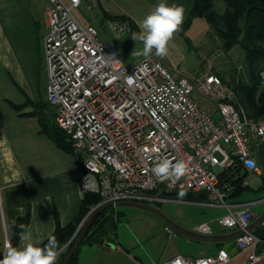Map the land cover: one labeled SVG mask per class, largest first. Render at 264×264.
I'll return each instance as SVG.
<instances>
[{
  "label": "built area",
  "instance_id": "1",
  "mask_svg": "<svg viewBox=\"0 0 264 264\" xmlns=\"http://www.w3.org/2000/svg\"><path fill=\"white\" fill-rule=\"evenodd\" d=\"M82 1L89 8L98 6L97 0H49L44 56L47 100L54 107L55 123L71 140L81 170L76 186L81 196L86 192L100 196L89 211L118 200L152 204L162 200L165 190L205 192L227 207L218 224L243 231L234 243L249 251L245 264H264V240L246 230L255 217L251 203L231 209L226 196L233 186L222 188L218 177L234 163L258 169L253 147L256 140H264V116L248 117L234 89L216 73L190 77L155 55L127 70L115 42L101 41L93 25H83L72 13ZM108 26L116 35L128 29L127 22L119 19H108ZM128 76L136 81L131 87ZM165 158L185 161L189 172L176 183L158 180L151 169ZM195 231L212 233L207 223ZM8 245L5 238L4 256ZM230 260L228 250L219 247L210 255L176 254L157 264H229Z\"/></svg>",
  "mask_w": 264,
  "mask_h": 264
},
{
  "label": "crops",
  "instance_id": "2",
  "mask_svg": "<svg viewBox=\"0 0 264 264\" xmlns=\"http://www.w3.org/2000/svg\"><path fill=\"white\" fill-rule=\"evenodd\" d=\"M110 2L120 6L137 4L140 7L143 0H97L101 11L103 9L110 15H125L135 21L137 14L131 13L130 9L120 7V14L110 13L107 5ZM46 8L45 0H0L1 260L4 258V240L12 238L18 217L29 212L23 232L30 233L32 241L43 242L52 234L57 221L63 226L76 218L82 198L76 186L81 170L74 154L58 148L40 132L37 118L27 114L29 106L19 110L11 105L24 103L30 98L27 93H33L32 86L40 78L42 63L47 74L44 56V37L48 32ZM142 9L144 11L146 8ZM17 92L22 94L24 100L21 101L22 97L18 96L20 102L12 101L13 94L17 96ZM32 98L29 100L44 102ZM253 159L258 165L257 170L234 164V176L242 177L241 190L234 195L227 194L226 201L231 209H239L245 203H251L255 212L254 220L259 214L253 206L260 205L264 210V140L255 141ZM196 194L197 197L187 200L208 212L214 211L215 216L210 217L209 221L217 222L227 212L226 206L216 204L205 192ZM201 223L208 224L207 221ZM225 232L229 230L225 229ZM212 234L219 233H214L212 229ZM24 243L19 237L16 247H22ZM221 244L219 247H223ZM78 252L76 264H82L84 260ZM228 252L231 255L230 262L243 254L240 264L246 263L248 250L236 248Z\"/></svg>",
  "mask_w": 264,
  "mask_h": 264
},
{
  "label": "rangeland",
  "instance_id": "3",
  "mask_svg": "<svg viewBox=\"0 0 264 264\" xmlns=\"http://www.w3.org/2000/svg\"><path fill=\"white\" fill-rule=\"evenodd\" d=\"M47 6L49 0H45ZM168 4L182 5L185 9V18L188 15L192 0H166ZM159 0H143L140 7L136 5H118L110 2L108 9L110 13H121L119 9H130L131 13L137 14L135 21L136 29L128 26L119 35H116L108 26V19L102 16L99 6L89 8L85 1L72 8V13L83 25H93L101 41L113 40L118 49V58L123 66L129 70L138 64L144 56L132 55L134 49L139 50L142 44L131 39L133 32H138L139 22L149 13ZM214 8L219 13L225 10V3L222 0L213 1ZM142 8H146L144 11ZM143 11V12H142ZM185 20V19H184ZM169 54L161 58L175 72L190 77H199L207 72L219 73L228 85L247 80V63L245 52L239 44L230 48L222 47L220 37L211 28L209 23L196 17L187 26L177 33L169 45ZM47 74L44 63L41 65L40 78L35 80L32 86L33 93L28 91L29 99L34 98L46 100L47 98ZM13 94L12 101L20 102L24 97L20 93ZM19 97H22L20 100ZM17 97V98H16ZM201 102L206 106L209 101L202 98ZM47 105V114L52 115L51 108ZM159 202H152L153 205L180 226L195 231L196 227L203 221H207L214 233H223V226L214 221H209L215 216L214 211L190 203V201L178 198L161 197ZM113 212H119V219L116 226V238L106 239L103 244H81L78 255L84 260L82 264H156L158 261L174 255L181 254L187 258L206 256L215 253L220 246L216 242L196 240L182 235L167 226L155 214L135 206L119 205L112 207ZM260 214V205L253 206ZM121 212V213H120ZM82 220V219H81ZM168 227L170 232L167 230ZM221 246L226 250L236 249L234 238L222 241ZM4 249V248H3ZM243 254L238 255L229 264H240Z\"/></svg>",
  "mask_w": 264,
  "mask_h": 264
},
{
  "label": "trees",
  "instance_id": "4",
  "mask_svg": "<svg viewBox=\"0 0 264 264\" xmlns=\"http://www.w3.org/2000/svg\"><path fill=\"white\" fill-rule=\"evenodd\" d=\"M213 1L214 0H192L191 9L184 20L183 26L187 27L194 18L201 17L209 23L211 28L220 37L222 47L227 49L234 44H239L243 48L247 63V80H240L230 86L234 89L239 101L244 106L247 116L257 119L264 116V0H222L225 3V10L222 13L216 11ZM101 13L102 16L107 19L124 20L129 27L131 25L137 30L135 23L125 15H110L103 9ZM216 74L225 82L219 73ZM46 104L51 108L52 115L47 114ZM11 105L19 110L29 106L30 111L27 114L37 118L40 132L49 137L58 148L73 153L71 140L55 123V110L48 100L43 102L28 99L24 103H12ZM234 164L218 174L219 185L222 188H224V185L233 186L230 195H234L241 190L240 181L242 177L234 176L233 170L236 168V166L233 167ZM178 192L179 191L165 190L162 194L166 198H178ZM185 192L187 195L183 199L186 200L198 196L196 193ZM99 201L100 196L97 193H84L76 218L63 226L57 221L55 229L50 236H55L62 247L70 239L81 219L87 214L90 208ZM119 215V212L116 214L113 212L112 207L100 210L93 218L88 232L68 264H76V255L81 244H103L106 239L115 240ZM28 218L29 212L17 218L13 229V236L10 239L11 246H17L18 239L23 231L20 225L26 226ZM48 238L38 246L43 247L44 244L47 243ZM72 242L73 239L60 251L56 264H61ZM216 243L220 244L221 242ZM1 257L2 251H0V260Z\"/></svg>",
  "mask_w": 264,
  "mask_h": 264
},
{
  "label": "clouds",
  "instance_id": "5",
  "mask_svg": "<svg viewBox=\"0 0 264 264\" xmlns=\"http://www.w3.org/2000/svg\"><path fill=\"white\" fill-rule=\"evenodd\" d=\"M184 19L185 9L182 5H170L166 0H159V3L139 22L140 30L131 34L134 42L142 44V48L134 49L132 55L145 58L151 55L166 57L169 54L170 42L181 31ZM126 83L131 87L136 81L133 76H128ZM245 163L252 162L245 161ZM151 171L158 180H169L176 183L189 172V167L183 160L173 163L172 160L165 158L156 163ZM88 180L89 177H85L84 181ZM84 187L89 188L90 184L84 183ZM186 195L183 189L177 193L180 201ZM24 227L20 225L21 229ZM20 240L26 243L22 247L8 245L6 255L0 260V264H56L61 246L55 236H49L43 247L38 246L41 243L40 240L32 241L30 233L22 231Z\"/></svg>",
  "mask_w": 264,
  "mask_h": 264
},
{
  "label": "water",
  "instance_id": "6",
  "mask_svg": "<svg viewBox=\"0 0 264 264\" xmlns=\"http://www.w3.org/2000/svg\"><path fill=\"white\" fill-rule=\"evenodd\" d=\"M119 205L125 206H135L147 210L156 216H158L167 226L175 230L176 232L185 235L187 237L196 239V240H204V241H211V242H222L227 239L235 238L236 236L243 233L242 230H232L229 232H223L219 234H203L197 231L186 229L179 224L175 223L167 216H165L158 207L153 204L147 202H140L135 200H118L114 202H106L103 204L98 205L93 210L88 211L87 214L82 218L80 223L78 224L77 228L75 229L74 233L70 237V239L60 248V251L73 239V242L67 251L64 259L62 260L61 264H68L71 257L76 252L78 246L80 245L81 241L85 237L88 229L91 225L93 218L97 215V213L105 208L109 207H116ZM247 231H251L256 237L261 240H264V211H262L253 221L246 228Z\"/></svg>",
  "mask_w": 264,
  "mask_h": 264
}]
</instances>
